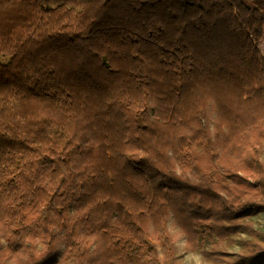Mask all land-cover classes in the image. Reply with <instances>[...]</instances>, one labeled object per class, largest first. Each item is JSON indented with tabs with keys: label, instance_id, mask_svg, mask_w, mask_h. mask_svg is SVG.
<instances>
[{
	"label": "trees",
	"instance_id": "16d2710c",
	"mask_svg": "<svg viewBox=\"0 0 264 264\" xmlns=\"http://www.w3.org/2000/svg\"><path fill=\"white\" fill-rule=\"evenodd\" d=\"M258 1L0 0V264H264Z\"/></svg>",
	"mask_w": 264,
	"mask_h": 264
},
{
	"label": "rangeland",
	"instance_id": "374dc122",
	"mask_svg": "<svg viewBox=\"0 0 264 264\" xmlns=\"http://www.w3.org/2000/svg\"><path fill=\"white\" fill-rule=\"evenodd\" d=\"M258 5L264 7L260 1H258ZM258 48L264 62V28L263 37L258 42ZM8 59L9 56L0 57L2 62H7ZM244 220L251 223L253 227L264 231V210L248 214ZM171 232L174 235V253L171 257H167L161 251L162 260L160 264H227L222 259L224 257L222 253L226 254L228 258H235V255L243 250V241L249 237L246 231L238 230L235 233H228L222 239L223 241L219 240L216 246L210 243H200L196 247H189L185 236L178 228L171 225Z\"/></svg>",
	"mask_w": 264,
	"mask_h": 264
}]
</instances>
